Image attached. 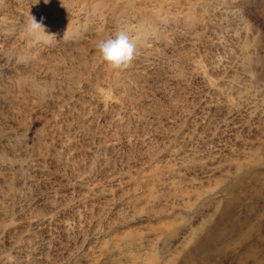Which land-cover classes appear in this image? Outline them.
I'll return each instance as SVG.
<instances>
[{"label": "rangeland", "instance_id": "rangeland-1", "mask_svg": "<svg viewBox=\"0 0 264 264\" xmlns=\"http://www.w3.org/2000/svg\"><path fill=\"white\" fill-rule=\"evenodd\" d=\"M0 264H264V0H0Z\"/></svg>", "mask_w": 264, "mask_h": 264}, {"label": "clouds", "instance_id": "clouds-1", "mask_svg": "<svg viewBox=\"0 0 264 264\" xmlns=\"http://www.w3.org/2000/svg\"><path fill=\"white\" fill-rule=\"evenodd\" d=\"M43 20V17L37 21L31 16L27 25L28 30L30 32L43 31ZM96 49L101 60L112 70L127 68L135 59L136 54L135 44L123 30L118 31L114 36L99 40L96 43Z\"/></svg>", "mask_w": 264, "mask_h": 264}, {"label": "bare ground", "instance_id": "bare-ground-1", "mask_svg": "<svg viewBox=\"0 0 264 264\" xmlns=\"http://www.w3.org/2000/svg\"><path fill=\"white\" fill-rule=\"evenodd\" d=\"M127 5V4H126ZM123 6V5H122ZM110 7V6H109ZM129 7V6H128ZM132 7V6H131ZM98 8V7H97ZM119 8V7H118ZM117 8V9H118ZM125 8H127V7H125ZM121 9V8H120ZM124 9V8H123ZM129 9V8H128ZM133 9V8H132ZM130 10V9H129ZM101 11V10H100ZM120 11H122V10H120ZM124 11V10H123ZM126 11H128V10H126ZM116 12V11H115ZM118 12V11H117ZM129 12V11H128ZM126 14V13H125ZM130 14V13H129ZM160 16V15H159ZM143 27V26H142ZM136 37V36H135ZM139 37V36H138ZM143 40V39H142ZM144 42V41H143ZM151 49V48H150ZM41 51V50H40ZM40 55V54H39ZM40 57V56H39ZM38 57V58H39ZM149 59V58H148ZM151 59V58H150ZM34 61H36V60H34ZM37 62H38V60H37ZM247 62V61H246ZM37 65V64H36ZM37 69V68H36ZM38 90H39V88H38ZM40 91V90H39ZM13 153V152H12ZM5 156H6V154H5ZM1 158H4V156H1ZM7 158V157H6ZM14 186V185H13ZM12 186V187H13ZM205 229V228H204ZM251 231V230H250ZM207 233V232H206ZM215 234V233H214ZM248 234H249V231L247 230V231H245V232H243L240 236H238L237 237V239H235V240H240L241 242H242V240H244V239H246L247 238V236H248ZM215 237V235H213L212 236V234H205L204 235V239L205 240H209V239H213ZM204 242V241H203ZM236 242V241H235ZM203 243L202 242H196V243H194V249L196 248V250H198V251H200V252H202L203 250H204V248H203ZM230 247V244H226V247Z\"/></svg>", "mask_w": 264, "mask_h": 264}]
</instances>
